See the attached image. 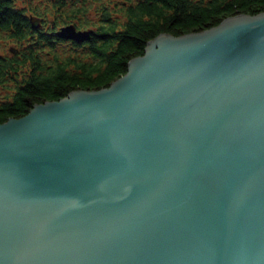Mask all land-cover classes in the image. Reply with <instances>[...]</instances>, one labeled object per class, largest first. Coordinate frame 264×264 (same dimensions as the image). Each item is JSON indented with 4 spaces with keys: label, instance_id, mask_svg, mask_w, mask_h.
Here are the masks:
<instances>
[{
    "label": "water",
    "instance_id": "water-1",
    "mask_svg": "<svg viewBox=\"0 0 264 264\" xmlns=\"http://www.w3.org/2000/svg\"><path fill=\"white\" fill-rule=\"evenodd\" d=\"M33 105L0 124V264H264V12Z\"/></svg>",
    "mask_w": 264,
    "mask_h": 264
},
{
    "label": "trees",
    "instance_id": "trees-1",
    "mask_svg": "<svg viewBox=\"0 0 264 264\" xmlns=\"http://www.w3.org/2000/svg\"><path fill=\"white\" fill-rule=\"evenodd\" d=\"M264 12V0H0V124L73 90L126 75L158 35L201 32ZM74 25L83 42L58 36Z\"/></svg>",
    "mask_w": 264,
    "mask_h": 264
}]
</instances>
